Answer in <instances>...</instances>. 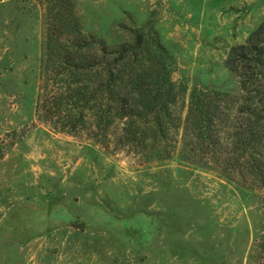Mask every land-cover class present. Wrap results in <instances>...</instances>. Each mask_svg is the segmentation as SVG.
I'll list each match as a JSON object with an SVG mask.
<instances>
[{"label": "rangeland", "instance_id": "rangeland-1", "mask_svg": "<svg viewBox=\"0 0 264 264\" xmlns=\"http://www.w3.org/2000/svg\"><path fill=\"white\" fill-rule=\"evenodd\" d=\"M263 18L264 0H0V264H264V187L181 142L193 94L210 114L238 105L226 60ZM74 26L109 50L136 30L157 37L181 120L166 147L148 133L127 143L118 124L67 134L43 119L47 37Z\"/></svg>", "mask_w": 264, "mask_h": 264}, {"label": "trees", "instance_id": "trees-1", "mask_svg": "<svg viewBox=\"0 0 264 264\" xmlns=\"http://www.w3.org/2000/svg\"><path fill=\"white\" fill-rule=\"evenodd\" d=\"M69 32L65 41L47 37L44 70L49 76L45 83H52L54 93L41 97L43 119L67 134L92 126L109 131L118 124L127 143L143 142L146 133L155 144L170 142V133L180 128L181 120L172 110L177 94L169 78V55L157 37L136 30L130 41L109 50L77 26ZM143 51L154 59L151 70L143 64ZM226 67L238 79V105L210 114L199 107L198 96L193 94L183 124L182 146L230 180L264 187V18L243 44L232 48ZM227 128L232 134L225 144L220 133ZM228 141L235 151L228 150ZM160 157L168 159L170 154ZM261 239L264 252V235Z\"/></svg>", "mask_w": 264, "mask_h": 264}]
</instances>
